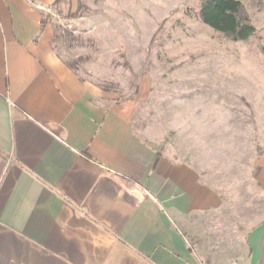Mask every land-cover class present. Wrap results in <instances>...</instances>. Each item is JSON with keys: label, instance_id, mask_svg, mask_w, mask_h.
Instances as JSON below:
<instances>
[{"label": "crops", "instance_id": "crops-1", "mask_svg": "<svg viewBox=\"0 0 264 264\" xmlns=\"http://www.w3.org/2000/svg\"><path fill=\"white\" fill-rule=\"evenodd\" d=\"M57 2L0 0V264H264V154L229 186L162 151L58 55Z\"/></svg>", "mask_w": 264, "mask_h": 264}, {"label": "rangeland", "instance_id": "rangeland-1", "mask_svg": "<svg viewBox=\"0 0 264 264\" xmlns=\"http://www.w3.org/2000/svg\"><path fill=\"white\" fill-rule=\"evenodd\" d=\"M201 1L58 0L46 19L58 55L106 105L230 184L264 154V0H241L256 27L247 40L206 25Z\"/></svg>", "mask_w": 264, "mask_h": 264}, {"label": "trees", "instance_id": "trees-1", "mask_svg": "<svg viewBox=\"0 0 264 264\" xmlns=\"http://www.w3.org/2000/svg\"><path fill=\"white\" fill-rule=\"evenodd\" d=\"M198 14L206 25L234 40H247L256 32L241 0H202Z\"/></svg>", "mask_w": 264, "mask_h": 264}, {"label": "built area", "instance_id": "built-area-1", "mask_svg": "<svg viewBox=\"0 0 264 264\" xmlns=\"http://www.w3.org/2000/svg\"><path fill=\"white\" fill-rule=\"evenodd\" d=\"M47 9V8H46Z\"/></svg>", "mask_w": 264, "mask_h": 264}]
</instances>
